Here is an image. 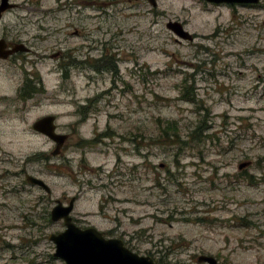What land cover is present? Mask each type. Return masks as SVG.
<instances>
[{"label":"rangeland","instance_id":"1","mask_svg":"<svg viewBox=\"0 0 264 264\" xmlns=\"http://www.w3.org/2000/svg\"><path fill=\"white\" fill-rule=\"evenodd\" d=\"M10 2L0 26L39 53L61 50L69 94L64 107L55 92L50 109L0 112V264H66L49 238L66 226L51 210L72 196L77 225L158 263L264 264V0ZM60 61L38 63L49 91ZM6 66L0 92L15 83ZM47 114L76 131L61 154L33 128ZM169 120L180 144L163 137Z\"/></svg>","mask_w":264,"mask_h":264},{"label":"water","instance_id":"2","mask_svg":"<svg viewBox=\"0 0 264 264\" xmlns=\"http://www.w3.org/2000/svg\"><path fill=\"white\" fill-rule=\"evenodd\" d=\"M154 7L158 5V0H148ZM215 3H239V4H258L260 0H207ZM13 7L9 0H2L0 10ZM167 27L173 30L179 37L192 40L193 34L185 29L179 21H170ZM56 116L47 115L41 117L34 128L57 141L59 144L53 151V154H59L63 142L67 135L56 132ZM250 161L241 162L239 168L248 166ZM27 181L31 184L43 187L47 192H51L50 186L41 178L27 174ZM76 197H71L68 204L63 203L61 199L56 200L55 206L51 210V217L54 221L63 220L66 229L59 233H52L49 238L56 244L55 256L62 258L66 264H161L154 260L152 256L142 255L131 250L125 245L121 238L106 237L104 232L94 226L82 228L77 225L73 216ZM199 262L208 264H218V259L209 254L198 256Z\"/></svg>","mask_w":264,"mask_h":264},{"label":"flooded vegetation","instance_id":"3","mask_svg":"<svg viewBox=\"0 0 264 264\" xmlns=\"http://www.w3.org/2000/svg\"><path fill=\"white\" fill-rule=\"evenodd\" d=\"M204 1L215 3L207 0ZM222 3L239 4L226 2ZM10 4H13V7L15 6V3L10 2ZM247 5L252 6L256 4L248 3ZM10 11H12V8L0 10V23L4 20L5 14ZM11 28V26H0V79L2 81L8 79L2 76L1 70L3 65H8L4 68V71L13 67L16 70V72L13 73V80L15 81V83L10 84V86L11 88L15 86V88L13 91H11L10 88L8 91L0 92V112H28L38 106H45L46 108L50 109V106L53 105V102H56L53 100V95L55 92H59L61 94L64 93L67 96V99L63 97L61 102L62 107L67 106L69 89L64 82L66 81V79H68V73L66 71H63L67 69V66H69V62L64 61L65 57L64 55H62L61 50L50 54L39 53L40 51H38L34 43L28 40H23L21 32H19L18 30H12ZM48 57L61 59V61L59 62V69L61 70L59 76L61 77V80L59 79V81L54 86H52L51 91H49L44 75L41 74L38 70V63L46 60ZM84 106L82 108H84ZM36 122L37 120L33 122V128ZM55 122L57 124V117L55 119ZM56 132L59 134L67 135L66 140L63 142V146L60 148L61 154L64 147L69 144L71 139L74 137L76 131L74 129L72 131L69 130L66 132H61L57 124ZM46 137L52 144L55 145L54 149H56L59 143L48 136ZM25 174L27 175L26 172Z\"/></svg>","mask_w":264,"mask_h":264},{"label":"trees","instance_id":"4","mask_svg":"<svg viewBox=\"0 0 264 264\" xmlns=\"http://www.w3.org/2000/svg\"><path fill=\"white\" fill-rule=\"evenodd\" d=\"M178 131L177 122L169 120L167 125L163 127V137L167 138L166 140L172 142V144H180L181 136Z\"/></svg>","mask_w":264,"mask_h":264}]
</instances>
